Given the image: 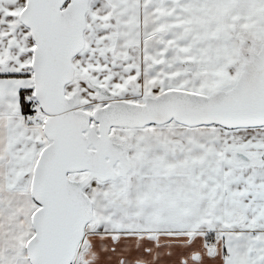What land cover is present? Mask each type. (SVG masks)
I'll list each match as a JSON object with an SVG mask.
<instances>
[{"label":"snow or ice","instance_id":"1","mask_svg":"<svg viewBox=\"0 0 264 264\" xmlns=\"http://www.w3.org/2000/svg\"><path fill=\"white\" fill-rule=\"evenodd\" d=\"M0 264H264V0H0Z\"/></svg>","mask_w":264,"mask_h":264}]
</instances>
